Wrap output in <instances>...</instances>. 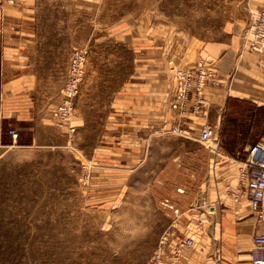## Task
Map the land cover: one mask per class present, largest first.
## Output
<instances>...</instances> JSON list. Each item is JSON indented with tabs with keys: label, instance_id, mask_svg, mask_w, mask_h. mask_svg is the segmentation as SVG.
Wrapping results in <instances>:
<instances>
[{
	"label": "crops",
	"instance_id": "1",
	"mask_svg": "<svg viewBox=\"0 0 264 264\" xmlns=\"http://www.w3.org/2000/svg\"><path fill=\"white\" fill-rule=\"evenodd\" d=\"M35 1L19 0L11 6L0 0V152L17 143L10 130L21 134L32 132L37 138L41 125L54 124L52 113L64 100L74 53L91 49V42L106 43L107 39L95 34L97 26L89 12L85 16L84 0L78 4V24L75 20L66 22L70 28L67 34L60 38L43 35ZM88 3L91 4L90 0ZM72 5L75 9L74 1ZM250 7L263 11L264 0H251ZM115 37L134 50L141 48L139 41L128 34ZM152 49L148 44L145 54L135 55L137 64L133 71L125 79L118 78V84L109 89L108 75L112 73L106 72V68L89 65L85 73L82 71L80 95L74 102H108L111 98L110 102H118L120 108L114 123L129 124L131 128L128 136L123 135L127 138L119 141L113 138V147H99L90 198L117 206L126 186L123 175L138 167L146 141L152 144L157 141V150L166 154L155 158V151L150 152L155 156L152 160L161 162L148 189L156 216L166 222L169 230L174 228L179 234L169 249L173 250L183 238L180 233L185 234L195 220L204 217L212 221L209 232L222 237L221 242L214 240L207 248L196 242L194 248L177 260L167 254L163 264H210L206 260L208 250L222 252L223 261L219 264H252L251 236L264 232V224L254 223L249 202L244 199L235 203L227 187L237 186L240 160L264 135V55L250 50L243 28L222 34L197 54V60L210 61L216 72L205 89L208 121L214 126L215 136L222 140L219 152L234 159V164L215 156L212 142L202 138L203 119L198 120L199 125L188 122L184 135L154 136L152 130H140L164 122L168 116L164 108L172 93L171 63L168 59H157ZM83 106V114L87 115L88 107ZM103 121L107 123L106 116ZM240 154L241 159L235 158Z\"/></svg>",
	"mask_w": 264,
	"mask_h": 264
},
{
	"label": "rangeland",
	"instance_id": "2",
	"mask_svg": "<svg viewBox=\"0 0 264 264\" xmlns=\"http://www.w3.org/2000/svg\"><path fill=\"white\" fill-rule=\"evenodd\" d=\"M88 1L36 0V17L43 35L60 38L70 30L66 22L75 20L78 24V4L83 2L85 16L89 12L96 23L95 34L107 39L106 43L91 42V49L76 51L74 55H85L84 73L89 65L112 73L108 75V89L133 71L137 64L135 55L145 54L148 44L150 49L154 47L152 55L171 63L172 85L177 69L194 68L207 61L197 60L204 45L234 28H243L245 36L253 14L260 10L250 7L251 0H90V5ZM121 33L135 38L141 48L134 50L117 41L115 36L120 37ZM78 96L73 100L69 123L58 126L53 117L54 124L39 127L37 138L32 132L17 131V143L0 152V264H150L163 233L169 230L166 222L156 216L148 189L161 162L152 158L166 154L157 150V141H146L138 167L123 175L126 186L117 206L90 198L99 147H113V141L127 138L124 136L129 135L131 128L129 124L114 123L119 118L116 114H120L118 102H110L111 98L108 102H74ZM84 104L87 115L83 114ZM105 116L107 123L103 121ZM140 130H152L154 136H177L167 131L165 121ZM214 155L235 164L234 159L219 150ZM238 157L241 159L242 154L235 156ZM250 215L254 223L264 224L257 222L253 212ZM211 225L206 217L197 219L191 230L180 235L207 248L222 238L209 232ZM175 236L179 234L176 232ZM205 253L210 264L223 261L220 250Z\"/></svg>",
	"mask_w": 264,
	"mask_h": 264
},
{
	"label": "built area",
	"instance_id": "3",
	"mask_svg": "<svg viewBox=\"0 0 264 264\" xmlns=\"http://www.w3.org/2000/svg\"><path fill=\"white\" fill-rule=\"evenodd\" d=\"M3 2L14 6L18 0H3ZM245 42L251 51L264 55V10L253 14L245 33ZM84 59L85 55L82 53H76L73 57L63 103L53 112L58 126L71 121L73 100L79 94ZM215 76L216 72L210 61L201 62L194 68L177 69L172 79L171 97L165 108L168 116L164 121L169 131L176 135H184L187 132L188 122L199 125L198 120L203 119L202 138L211 141L212 149L218 151L222 148V144L214 134V126L208 121L209 101L205 94L207 84L213 81ZM10 135L14 140L19 138L16 130H11ZM238 174L237 186L227 187V193L232 196L235 203L247 200L252 212L258 217L257 222H264V135L248 148L246 158L240 160ZM176 238L175 232L170 230L164 232L158 252L153 256L150 264H163L165 255L178 258L183 251L194 247V239L186 236L176 242L174 249L170 250ZM252 243V264H264V232L255 234Z\"/></svg>",
	"mask_w": 264,
	"mask_h": 264
},
{
	"label": "bare ground",
	"instance_id": "4",
	"mask_svg": "<svg viewBox=\"0 0 264 264\" xmlns=\"http://www.w3.org/2000/svg\"><path fill=\"white\" fill-rule=\"evenodd\" d=\"M8 5H10V4H8ZM11 6H13V5H11ZM244 39H245V36H244ZM237 174H238V172H237ZM239 175V174H238ZM252 211V210H251Z\"/></svg>",
	"mask_w": 264,
	"mask_h": 264
}]
</instances>
